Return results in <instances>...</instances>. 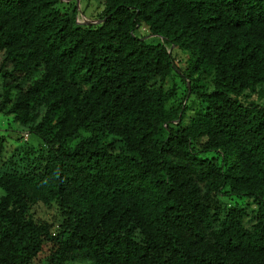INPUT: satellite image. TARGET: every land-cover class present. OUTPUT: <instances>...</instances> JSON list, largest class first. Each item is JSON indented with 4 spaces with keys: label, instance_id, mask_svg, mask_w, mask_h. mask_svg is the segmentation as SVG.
Segmentation results:
<instances>
[{
    "label": "trees",
    "instance_id": "16d2710c",
    "mask_svg": "<svg viewBox=\"0 0 264 264\" xmlns=\"http://www.w3.org/2000/svg\"><path fill=\"white\" fill-rule=\"evenodd\" d=\"M62 1L0 0V113L39 141L3 162L0 264H264V0Z\"/></svg>",
    "mask_w": 264,
    "mask_h": 264
},
{
    "label": "rangeland",
    "instance_id": "374dc122",
    "mask_svg": "<svg viewBox=\"0 0 264 264\" xmlns=\"http://www.w3.org/2000/svg\"><path fill=\"white\" fill-rule=\"evenodd\" d=\"M64 2V1H62ZM65 4H72L77 8L78 16L77 20L80 24H91L93 20L97 18V15L101 12L100 5L98 0H65ZM61 7V5H59ZM143 36V34H141ZM146 44L148 45H157L161 43V40L156 37H149L145 40ZM173 56L176 60L177 67L180 71L184 69V62H185V52L181 49H175L173 51ZM179 83L178 79L175 78L172 81H167L165 85L168 87L171 83ZM252 100L259 101L258 95L255 94L252 97ZM29 129L25 127L19 126L17 123L13 121L12 116H7L4 113H0V138H3L4 141V148L2 153L0 154V174L3 172V162H7V158L13 154L16 148L28 146V147H36L39 143L38 138L35 135H29L28 140L25 142L24 139L21 140L24 134H27ZM86 138H89V135H83ZM109 137H101V141L106 143L109 141ZM1 195V193H0ZM31 213L33 218L38 222H46L48 224L53 225L56 227L59 212L56 210L55 207H47L44 208L42 206H35ZM47 253V248L44 249L43 255L39 257V260L36 261L34 264H44V255Z\"/></svg>",
    "mask_w": 264,
    "mask_h": 264
},
{
    "label": "built area",
    "instance_id": "2783aa9c",
    "mask_svg": "<svg viewBox=\"0 0 264 264\" xmlns=\"http://www.w3.org/2000/svg\"><path fill=\"white\" fill-rule=\"evenodd\" d=\"M24 140L26 141L28 139V134L23 135Z\"/></svg>",
    "mask_w": 264,
    "mask_h": 264
},
{
    "label": "water",
    "instance_id": "95a60500",
    "mask_svg": "<svg viewBox=\"0 0 264 264\" xmlns=\"http://www.w3.org/2000/svg\"><path fill=\"white\" fill-rule=\"evenodd\" d=\"M97 23L99 24V22H98V21H96V22H93V23H91V24H97Z\"/></svg>",
    "mask_w": 264,
    "mask_h": 264
}]
</instances>
